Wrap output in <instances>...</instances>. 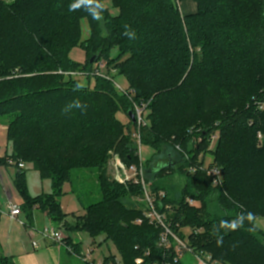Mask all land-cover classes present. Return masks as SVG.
Segmentation results:
<instances>
[{
	"label": "trees",
	"instance_id": "16d2710c",
	"mask_svg": "<svg viewBox=\"0 0 264 264\" xmlns=\"http://www.w3.org/2000/svg\"><path fill=\"white\" fill-rule=\"evenodd\" d=\"M109 1L119 14L114 16L104 0H96L91 7H103L101 18L94 19L87 6L72 8L78 0H0V117L7 127L10 157L32 164L43 180L52 182L50 195L33 198L27 193L26 172H18L14 187L24 199L22 213L29 223L36 209L54 223H63L67 217L61 205L65 185L70 184L74 193L75 171L92 169L101 199L85 207L78 199L85 213L72 229L89 233L93 244L101 236L111 240L124 264H136L141 257L144 264L165 257L173 263L174 249L165 251L158 246L162 229L147 220L136 223L143 219V210H137L131 200L142 197L141 187L123 186L108 176L112 146L100 145V141L105 132L118 130V122L102 108L106 104L99 95L66 87L65 73L81 67L71 55L82 49L89 56L88 75L106 59L126 79L137 104L150 101L153 124L141 130V140L155 154L144 170L152 191L165 192L156 209L166 214L172 231L183 240L187 238L184 230L195 231L188 236L190 246L210 252L213 260L264 264V233L255 225L264 216V143L258 147L259 134L264 139V111L257 109L256 98L252 100L261 95L264 99V0H193L198 11L186 16L176 0ZM83 19L90 28L86 41L81 40ZM125 25L135 32L134 39L123 34ZM96 56L97 62L91 63ZM212 79L224 85L225 94L235 85L244 94H253L244 100L250 105L238 108L236 104L216 117L220 127L190 124L181 128L180 138L156 129L164 102H183L185 94L207 92L209 87L202 83ZM100 80L96 76V83ZM106 97L110 105L114 98ZM76 102L84 107H74ZM131 112L133 107L127 115L136 127ZM212 120L201 119L206 124ZM191 130L196 132L191 135ZM215 131L220 132V141L212 152L211 166L222 172L217 187L204 171L189 172L202 165L200 156L208 152ZM190 142L195 143L192 153H188ZM117 148L123 163L139 165L133 144ZM166 171L171 176L164 175ZM188 198L201 207L190 206ZM254 200H258L255 207ZM249 214L252 220L247 219ZM233 222L234 228L221 226ZM71 236L65 238L68 249L81 254L80 246L70 242ZM218 237L223 238L219 246ZM0 264L15 263L1 253ZM104 264L119 263L108 257Z\"/></svg>",
	"mask_w": 264,
	"mask_h": 264
},
{
	"label": "rangeland",
	"instance_id": "374dc122",
	"mask_svg": "<svg viewBox=\"0 0 264 264\" xmlns=\"http://www.w3.org/2000/svg\"><path fill=\"white\" fill-rule=\"evenodd\" d=\"M2 1L11 3L13 0H2ZM176 4L183 16L191 15V13L194 14L198 11L197 3L194 2L193 0H185L183 2H181L180 0H176ZM104 5L106 6V8L110 9L111 13L114 16H117L119 14V10L113 8L111 1L104 0ZM89 38H90L89 22L87 19H83L81 40L86 41ZM76 52L77 54L78 52L81 54V57H79V59H78V55L75 54V59L77 60V62L76 61L75 62L77 65H80L81 67L78 66L73 67V72L65 73L64 75L65 82H67L66 87L73 90H77L78 92H82L84 94L93 93L99 95L101 102L106 104L103 107L101 105V107L104 108L106 113L108 114L110 113V116L113 118L111 120H116L118 122L117 129L119 131L116 130L115 132V130H112L105 132L104 138L100 141V145L103 144V145L112 146V149H110L108 153V160H107V167L109 168L108 176L112 181L118 182L117 178L120 177L121 172L117 171V164L118 162H120L121 159L118 158L119 155L118 153H116L117 147L128 146L129 144L131 145L133 144V146L136 148L135 157H137V160H139V164L143 162V167L144 164L146 163L147 165H149V161L153 159V156L155 154V151L151 146L143 145L141 137L139 142V140L135 136L137 130H138V134L140 133L141 135V130L144 127H146V125L152 126L153 124V119L151 117L149 118L148 107L150 101L148 103L145 101L144 103L140 102L139 104H137L134 99V95L132 96L131 93L125 94L124 90L128 91V83L126 79L123 77H119L115 64H109L106 59H102L99 64L93 66L92 67L93 71H91V74L88 75L90 69L88 70L87 66L85 65L89 62V56L82 49H77L75 50V53ZM112 55L115 56L116 52H114ZM96 76H100L102 79L98 83H96ZM92 77H94L95 79ZM77 84H82L83 87L77 89L76 87ZM242 84L247 85L248 82L247 83L242 82ZM202 85L209 87L207 92L205 89H201L199 91V94H185L186 95L185 97L187 98H184L185 101L183 102L179 101L178 99L164 102L165 109L163 111H159L160 112L158 119L159 122L156 125V129H159L162 132H164L166 136L171 135L172 137H176V138H180L178 137L179 135L177 134H179L178 132L181 130V128L186 129L187 127H189L188 125L190 124L194 126L202 124V126H205L209 129L211 128L214 129L216 128V126L217 127L221 126L219 120H216L215 118L220 117V115L223 112L232 110L233 109L232 107H234L236 104H239L237 105L238 108H242L243 106H247V105L249 106L251 103V102L246 103V101L244 100L247 96L251 97L253 94L250 95L244 94L245 90L241 89L240 86L238 85L237 87L236 85L233 86L230 89L229 94H225L226 91L225 92L222 91L224 85L220 83V81L218 82V80L212 79V81L209 82L208 84L202 83ZM199 87L200 86H198V88ZM107 95H109V97L114 98L110 105H108L107 102L109 99L108 97H106ZM261 97L262 95L254 96L252 100L256 98L257 101H264V99H261ZM152 99L153 98H150V100ZM131 107L134 108L133 113L135 117H136L135 115L136 107H139L145 111L146 125L145 126L143 125L140 129L139 126H137V124L136 127L130 124L127 111L131 109ZM201 119L202 120L213 119V120L206 124L203 123ZM196 121L199 122L195 123ZM0 127H4L5 129H7L6 125L3 124L1 117H0ZM6 137H7V133H6ZM219 141H220V132L215 131V133L211 136V139L209 141L208 152L207 153L203 152L199 159L203 162L202 164L205 167L209 168L211 164L214 163L215 159L214 156L212 155V152L217 147ZM258 141H259L258 147H262L264 143L263 136L261 138L258 136ZM9 150H10L9 153L7 154L8 157L6 156L4 158L3 164L5 166H10L8 170L10 172V175L12 176L11 178L12 182H9V180H7V182L8 184H10L11 188L13 187L12 188L14 189L13 196L17 198L18 202L20 203V206L23 205L24 199L22 198V195H20L14 187V181L16 180L17 174L20 170H24L26 172L27 193L29 196L36 198L41 195H50L52 193V182L50 180H43L39 172L35 170L34 166L25 161L19 162L25 166L24 169H19L17 165L19 163L15 162L10 157L12 154L11 148ZM10 162H13L14 165H11ZM127 173H129L128 170ZM164 175L171 176V171H166ZM205 176L210 179L213 187H217L221 185V184L216 185L214 179L211 176H209L207 173ZM261 184H263V188H264V180H262ZM129 185L130 184L123 186L129 187ZM72 186H73V190L75 191L74 192L75 194L71 192L72 190L71 185L66 184L61 199L62 209L64 213L67 215L65 221L63 223L62 222L54 223L53 221L51 222L59 227V229L64 235V238H68L69 233H71L72 240L70 242L75 245H79L82 254L87 256V254L90 252V263L98 264L100 262H103L105 258L115 257L116 262H119V264H124L122 256H120L119 252L115 247V244L111 240L107 239L104 236H101L98 237L95 240V244H93V239L91 238L89 233L85 231H77L72 229V226L76 224L78 217L84 215L85 213L84 209L79 204L78 199L82 201L84 207L91 203L99 202L101 199L98 188L97 175L92 171V169L77 170L75 171L74 174V184ZM131 186L136 187L135 185H131ZM141 198H142L141 196H134L132 197L131 200L134 204H137L136 207L137 210L139 211L143 210L144 208V205L141 202ZM257 202L258 200H254V207L258 204ZM194 207L200 208L201 204L196 201ZM23 216L26 219V221L29 223L26 216L24 214ZM232 224H236V223L233 222ZM255 225L258 228V230L264 233V216L257 218ZM49 226L50 225H47L45 227H49ZM200 232H204V231L200 230ZM184 233L187 236L189 235L190 230L186 229ZM49 243L51 244L50 247L54 248L55 251L57 252L58 264H80V262H82L80 260L81 254H76L75 250L73 252H70L67 244L59 245L51 242ZM205 253L212 257L210 252L206 251ZM214 261H216L218 264H226L219 262L217 260ZM182 264H197V261L192 254L187 253L182 258Z\"/></svg>",
	"mask_w": 264,
	"mask_h": 264
},
{
	"label": "built area",
	"instance_id": "2783aa9c",
	"mask_svg": "<svg viewBox=\"0 0 264 264\" xmlns=\"http://www.w3.org/2000/svg\"><path fill=\"white\" fill-rule=\"evenodd\" d=\"M124 93L130 94L132 92L124 90ZM131 95H134V94H131ZM255 105L257 109H259L260 111H264V101H256ZM135 110H136L135 112L136 123L135 124H137V126H139V129H140L143 125L144 126L146 125L145 111L139 107H136ZM195 132H196L195 130H191L190 134L192 135ZM135 136L140 142L141 135L140 133L138 134V130ZM259 137L261 138L262 135L259 134ZM176 149L177 151L181 153L183 152L180 146H177ZM199 162H202V161L199 160ZM10 164L14 165L13 162H10ZM17 165L19 169L25 168V166L22 163H19ZM197 169H200L201 171H204L209 176H211L214 179V182L216 185L222 183V172L219 168L212 167V166L208 168L202 164L199 168L191 167L189 169V172L192 174H195ZM127 170L129 173H127ZM117 171L121 172L120 177L117 178V181L120 184H123V185L130 184V185H135L137 187H141V190H142L141 202L144 205L143 219H138L136 223L142 224L143 220H147L150 225L161 228L162 234L160 235L158 246L165 251H169L172 248L174 249L175 256L173 258V263L168 259V257H165L163 261L154 262L152 264H174V263L177 264L179 262H182V258L187 253L192 254L195 257L197 264H218L216 261L213 260L211 256H209L205 252L198 251L192 246H190L188 236H190L193 233H196L195 231L193 232L192 230H190V233L189 235H187V238L185 240L181 239L178 234L172 231V229L170 228V225L167 222L166 214H162L156 209V202L158 200L165 198L166 195L164 192H159L158 194H156L152 191L151 184L148 183L146 180V174H145V170L143 167V162H141V164L139 165H132L128 167L120 160V162H118L117 164ZM186 201L190 206H195L196 204V201L192 198H188ZM8 215L13 222L19 223L22 227L28 226V222L22 218L23 213H22L20 205L10 202L8 204ZM30 232L33 236L38 235L41 238V240L45 242H51V243H55L59 245H66V241H65L63 233L61 232L59 227L54 224L50 225L49 227L43 228L41 230L31 229ZM32 245L34 248H38V241L33 240ZM69 251L73 252L72 249H69ZM147 255H149V253H147ZM80 260L82 261V263H90V252L87 254V256L81 253ZM135 263L144 264V258L141 257V258L136 259ZM98 264H104V261Z\"/></svg>",
	"mask_w": 264,
	"mask_h": 264
},
{
	"label": "crops",
	"instance_id": "0c3cea01",
	"mask_svg": "<svg viewBox=\"0 0 264 264\" xmlns=\"http://www.w3.org/2000/svg\"><path fill=\"white\" fill-rule=\"evenodd\" d=\"M75 54L77 52L74 51L71 57L77 62ZM77 55L79 59L81 54L78 52ZM9 149L6 129L0 127V252L4 256L11 257L15 264H58L57 252L50 247L51 244L41 240L38 235L33 236L30 232L31 229L41 230L46 228L45 226L53 224L41 210L34 211V220L32 223H28L27 227L13 222L8 215L10 202L20 205L17 198L13 196V187L11 188L7 182V180L12 182V176L8 170L10 166L3 164ZM23 219L26 220L24 216ZM33 240L38 241V248L33 247Z\"/></svg>",
	"mask_w": 264,
	"mask_h": 264
},
{
	"label": "clouds",
	"instance_id": "9594fccd",
	"mask_svg": "<svg viewBox=\"0 0 264 264\" xmlns=\"http://www.w3.org/2000/svg\"><path fill=\"white\" fill-rule=\"evenodd\" d=\"M96 3V0H78V2L74 5H72L73 9L79 8L82 5L87 6V10L90 12V14L93 16L94 19H100L101 15H100V11L99 9H101L103 6L101 4L97 5V7H91L93 4ZM125 31H124V35L129 37V39H134L135 38V32L131 31L128 25H125ZM77 89H80L83 87L82 84H77ZM74 107L77 108H81L84 107L82 106L79 102H76L74 105ZM247 219L252 220L253 217L251 214L248 215ZM222 227H236V224H232V225H227V224H222ZM223 243V238L222 237H218L217 239V245H221Z\"/></svg>",
	"mask_w": 264,
	"mask_h": 264
},
{
	"label": "water",
	"instance_id": "95a60500",
	"mask_svg": "<svg viewBox=\"0 0 264 264\" xmlns=\"http://www.w3.org/2000/svg\"><path fill=\"white\" fill-rule=\"evenodd\" d=\"M97 60H98V57L96 56V57H94V58L91 60V63H95V62H97ZM130 118H131L132 121L135 123L136 119H135V116H134V113H133V112L130 113ZM193 150H194V142H190V143H189L188 152H189V153H192Z\"/></svg>",
	"mask_w": 264,
	"mask_h": 264
}]
</instances>
